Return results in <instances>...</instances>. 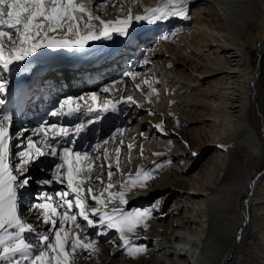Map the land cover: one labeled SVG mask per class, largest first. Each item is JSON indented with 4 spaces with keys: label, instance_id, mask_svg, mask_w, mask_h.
<instances>
[{
    "label": "bare ground",
    "instance_id": "1",
    "mask_svg": "<svg viewBox=\"0 0 264 264\" xmlns=\"http://www.w3.org/2000/svg\"><path fill=\"white\" fill-rule=\"evenodd\" d=\"M155 2L154 4L158 5L160 0ZM196 3L198 7L192 17L195 21L190 27L187 25V19L170 18L166 22L149 25L147 31L143 29L137 33L129 32V36L135 37L133 41L114 35L111 40L91 42L100 43L107 49H112L111 44L115 42L117 46L123 45V48L127 45L134 47L143 39L149 40L162 33L159 44H156L154 49H148L146 58L141 62L148 67V77H136L138 82H133L130 86L123 81L118 86L112 85V98L116 101L115 110L110 107L107 111H99L98 116H92L96 117L92 120V117H86L85 110L79 115L68 117L71 121L78 118L86 125L84 132L70 139H77L84 144H87L89 139L94 141L92 133L101 132L100 126H105L111 114H115V119L120 122L123 120L121 109L131 111V106L123 101L127 96H139V91L135 89L137 84L146 87L143 92L147 97L151 90L147 85H143V81L148 79L151 86L158 82L161 89L158 94L151 95L150 103L151 113L155 116H146L142 121L148 126H156L169 119L176 123L183 131L178 134V139H172L173 146L169 144L159 150L153 147L145 148L140 140L148 139V134H142L136 128L132 133L120 135L117 122H114L115 132L108 137L112 142L107 146L101 141L93 146L100 145L99 152H93V155H99L100 162H103L105 148L111 156H115L114 150L120 140H123V153H129L127 146L131 144L134 156L144 159L159 153L165 155L164 160L182 164L181 170L178 165H174L176 173L170 179L169 175L165 174L152 184V188L149 186L146 190L134 189L137 192L135 195L141 196L145 194L144 191H151L165 193L166 199H176L168 213L158 209L156 218H153L154 208V215L148 223L150 233L144 229L141 231L140 228V232H136L138 236H131L132 240L139 241V237L145 234L143 243L147 249V259L143 264H264V174L259 175L264 165V71L262 70L263 74L260 73L262 64H259L258 68L255 67V72L252 71L247 40L260 23L264 25V0H188V9ZM108 8L96 6L94 10L105 20L121 15V8H114L113 11ZM254 44L255 49H258L257 43ZM138 49L140 52L142 48ZM257 52L263 59L264 39L260 42ZM50 54L51 49L40 50L24 64L14 67L11 73L4 74L9 76L6 77L7 82L18 79L19 75L34 69L36 65L47 64L51 60ZM113 55L111 52L105 54V57ZM120 58V61L116 59L112 62L115 60L113 58L108 66L104 65L96 72L108 73L111 69L119 72L121 67H135L134 59H124L122 54ZM146 60L148 63H145ZM33 62L36 64H31ZM30 64L31 68H28ZM90 66L92 65L73 63L63 58L60 65L63 72L53 71L43 79L50 84L55 81L58 83L66 74L72 77L78 74L86 75ZM23 68H26V71L22 73ZM132 76L126 74L128 83L133 80ZM86 85L81 84L80 87L86 91ZM55 88L58 94L67 92L57 85ZM48 91V87L41 88L40 93L45 102L36 100L40 110L49 106L57 108L56 95L51 98ZM37 93L39 92L32 90L33 96L37 97ZM99 98L98 105L105 100L103 96ZM77 102L82 105L84 101ZM39 109L37 108L36 112ZM88 120L90 121L86 122ZM197 124H201V127L198 128ZM143 126L138 124L137 127ZM187 129L198 132L189 138L187 132L190 131L186 132ZM141 147L143 156L140 155ZM202 147H206L207 152L213 151L209 164L204 165L199 172L187 176L190 172L183 169L189 166L192 170L193 155ZM121 165L125 176L143 169L138 160L131 161L132 170L125 168L123 162ZM97 175L100 173L93 172V177ZM116 177L120 179V173H117ZM104 179L107 183L106 175ZM116 180L113 179L114 184L119 183ZM135 195L133 193L132 196ZM139 201L140 198L132 203L130 197L127 206L139 205ZM29 214L30 218L34 219L30 220L34 225L37 223L35 216L33 213ZM34 226L40 230L43 228ZM111 233L105 237H109ZM32 239L34 241V237ZM246 239L248 242L243 245ZM98 246V262L102 264L110 258L113 249L107 252L105 248Z\"/></svg>",
    "mask_w": 264,
    "mask_h": 264
},
{
    "label": "snow or ice",
    "instance_id": "2",
    "mask_svg": "<svg viewBox=\"0 0 264 264\" xmlns=\"http://www.w3.org/2000/svg\"><path fill=\"white\" fill-rule=\"evenodd\" d=\"M94 3L95 0H0V97H4L0 98V109H5L7 104L8 82L4 74L11 73L13 66L24 64L40 50H82L90 42L111 40L114 35L127 38L134 23L155 25L170 18L187 19L189 11L188 0H160L157 6L143 8L137 14L132 8L125 12L121 6L120 16L105 20L96 14ZM143 85L151 90L146 97L151 103V95L158 94L157 90L148 79ZM136 89L144 94L141 84ZM102 91L109 93L111 89L105 87ZM73 99L59 102L49 115L70 118L84 110L88 114L107 111L109 106L115 110L110 100H104L97 107L100 98L96 93L77 98L84 101L83 105H74ZM124 99L137 103L133 96ZM12 124L13 115L9 111L0 114V264H79L81 259L90 260L99 254V241L93 237L106 236L112 230L118 234L128 257L136 258L147 251L136 245L131 236L137 234L138 227L148 230L152 210L126 211L124 206L134 189L149 187V181L154 178L151 170L138 169L134 177L131 174L125 177L120 147L114 150L115 156L105 148L101 163H96L99 155H93L99 152L100 145L92 151L76 150V141L70 137L84 132V123L70 129L45 120L27 136L11 133ZM156 127L163 131L162 123ZM118 131L123 135L122 129ZM110 142L105 139L103 144ZM119 143L123 146L124 141ZM132 147L127 146L128 163H131ZM140 155L143 156L142 147ZM42 157L52 158L48 169L51 175L35 180L41 190L33 197L28 211L39 224L47 226L46 230L29 223L21 210L22 192L34 180L29 173L37 162H43ZM93 172L100 175L93 177ZM117 173H120L118 187L112 182ZM53 184L63 187L51 193L42 190L43 186ZM87 229L95 231L90 233Z\"/></svg>",
    "mask_w": 264,
    "mask_h": 264
},
{
    "label": "rangeland",
    "instance_id": "3",
    "mask_svg": "<svg viewBox=\"0 0 264 264\" xmlns=\"http://www.w3.org/2000/svg\"><path fill=\"white\" fill-rule=\"evenodd\" d=\"M155 1L156 0H135V3H133L132 0H95L94 4H96V5L94 6V8H96V6H98L100 8H104V9H107V7H109L108 10L109 11H113L114 8H117V7L121 8V6H123L124 10H126L125 7L132 8L133 13L137 14V13H140L143 8L157 6V5L154 4V3H156ZM197 4L198 3H196L188 11L187 25L189 27L195 21V19L192 18V17H193L194 12H195L194 10L198 7ZM113 5H115V7H113ZM148 26L149 25L146 22L134 23L131 26L129 32L137 33L140 30H143V29L146 30L148 28ZM146 31H142V33L146 32ZM154 33H153V36H154ZM161 35H162V33L161 34L159 33V35H156L155 38L153 37L152 39H149V40L143 39V41L147 42V44L144 43L142 41V38H141L142 42L138 41L140 44L135 43V45L137 44L136 46H134V47L130 46V47H133L134 50L130 49L129 51H126L125 53H120V54H122V58H124V59H126V58H129L131 60L134 59V61L136 62L135 67H133V68H122L121 67L120 68L121 70L119 72L117 70L113 71L112 69L111 70L109 69L110 71L108 73H106L105 71H101L103 73L98 77V79L97 78H95V80L93 79L94 81H96V83L93 86H91V84H87V85L91 86L89 88V91L88 90H86V91L83 90L82 91V89H80L81 88L80 86H78L76 89H74V83L75 82L72 85L71 84H67L68 79L64 80V76L61 77L60 81L57 83L58 88L61 87V88H63V90H66L67 92H66V94L64 93L65 95L74 94L76 92H78L76 94H79L82 91L83 93H81L80 95L74 94V97H73L74 100L73 101H75V100L78 101L77 98H79V97L87 98V97L90 96L89 94L93 93V92L91 93V91H94L99 96H103V98L105 100H110V101H112L115 104L116 101L112 98L114 96V93L112 91L113 90L112 89L113 88L112 85L113 86H115V85L118 86L120 84V82H122V81L127 83V84H129V86L132 85L133 82L137 83L138 82L137 79L132 80L131 82L128 83V78H126V74H128V73H129V75H135L136 77H145V78L148 77V74H147L148 73V67L143 65V63H141V62H143V60L146 58L145 56H146V52L148 51V49H154V46L156 44H159V40L161 39ZM263 37H264V25H262L261 23L257 26L255 31H252L250 33V35L247 37L249 61L251 63L252 71L255 72V67L258 68L259 64H262V69H261V72H260L261 74H263V71H264V69H263V60H264V58L262 59L260 57V55L258 54L257 50H259L260 42L264 39ZM254 43H257L256 46H257L258 49H255V44ZM262 46H263V44H262ZM157 47H158V45H157ZM138 48H142L140 50L141 53L139 52ZM135 49H137V50H135ZM116 59H117V57L112 62L116 61ZM120 59L121 58L119 57L118 61H120ZM109 64H107V66ZM103 66H100V67L96 68V70H94L93 67L90 66V68H89L90 71H88V73L86 75H92L93 73H96V71L101 69V68H103ZM24 71H26V68H23L21 70L22 73ZM260 73H259V75H260ZM81 75L84 76V74H78L77 76H81ZM74 77H76V76H74ZM97 82H100V83L97 85ZM84 84H86V83H84ZM55 86H56L55 84L48 85L47 87H48V89L50 91H48L49 93L48 92L47 93H48L49 97H51V98L56 95V97H57L56 102H57V107H58V102H59V98L60 97L57 96L58 93H56L57 91H56ZM105 87H109L111 89V91L109 93L103 92L101 89H103ZM142 87H143V89L146 88L144 86H142ZM152 87L157 90V93L161 89V86H160V84L158 82H154L152 84ZM124 89H125V85H124ZM146 91H148V89H146ZM143 93L144 94L141 95V93L139 92V96H135L134 97L135 99H138V100H136L137 101L136 105H131L129 102L123 101L124 104L128 103L131 106L130 107L131 111H129L128 108H127V110L129 112L128 111L126 112L124 109H122V113H123L122 118H123V120L120 121V123L121 122L122 123H121V125H118V129L119 130H121V129L123 130V135L124 136H125V133L126 134L127 133H132L133 131H135L136 128H138V130L142 134H148L149 135L148 139H141L140 140V143H143L142 146L145 147V148L153 147L154 149L159 150L160 147L167 146L169 144H171V146H173L172 139H178V137H179L178 134L181 133L183 131V129L178 127V125L176 123H174L170 119L167 120V121H164L162 123L163 124V131L158 129L156 126H148L144 121H142V119H144V117L150 116V114H149L151 112L150 107H152L151 104L146 99L145 92H143ZM110 107L111 106H109V108ZM47 110H49L48 112H50L51 110H53V108H50V106H49L47 108ZM123 111H125V112H123ZM114 115L115 114H111L108 117L109 120L106 122V124H105V126L103 128H105L108 125L109 122H111L112 120L115 119ZM151 116H155V115L152 114ZM93 118H96V117H92L90 120H92ZM76 120H78V118H76ZM90 120H88L86 122H89ZM103 120H105V119H103ZM138 124H143L144 126L142 128H139V127H137ZM112 126L113 127L115 126L114 122L112 123ZM112 126H110L108 128V131L112 130V132H109L108 135L103 138L102 142L105 139H108V137H110L112 135V133L115 132L116 129H112L111 128ZM152 127H154V128H152ZM197 127L200 128L201 124H197ZM187 131H190V130L187 129L186 132ZM197 132L198 131H196V130H194V131L191 130L190 132H187V137L192 138V136H194ZM101 133H102V130H101V132L95 131V132L92 133L93 138H95V140L93 142L96 141V139L101 135ZM133 141H134V139H133ZM196 141H198V140H196ZM86 143H87V141H86ZM107 146H108V144H107ZM118 147H120L121 150H122V153L120 154L121 162H123L125 164V168L132 170V167H131L130 163H128L126 161V159L128 160V158H129V153L128 154L123 153L124 147L121 146L120 144L118 145ZM109 148L111 149V151H113L111 146H109ZM212 152L213 151H208L207 152L206 147H202L196 154H194L193 155L194 158H193V161H192V162H194V164H193L192 170H191V168L189 166H187V167H185L183 169L184 171H189L190 172L187 176H190V175H192L194 173L199 172L201 169H203L204 165L209 164V159H210V157L212 155ZM130 156H131V161L138 160L140 165H141V167L143 169L151 170L153 172L154 178L151 181H149V186L151 188H152V184H155L157 179H160L165 174L169 175L168 179H170L172 177V175H174L176 173L175 170H174V168H175L174 165H178L180 167V170L182 169L181 168L182 164H176L177 161H171L170 162V160H164L163 157L165 155H162V154L161 155H156V156L155 155H150L149 157H146V158L142 159L139 156L132 155V151H131ZM99 160L101 161V159H99ZM185 162L188 163V161H185ZM51 163H53V161H52V158L49 157V159L47 160V166L49 167L51 165ZM99 163H101V162H99ZM41 166H43V164H41ZM37 169H38V164L35 165L34 170H33V167L31 168V171H30L29 174L32 177H35L36 175L32 171H35L38 174V170ZM122 169H123V166H122ZM260 174L261 175L264 174V165L261 168V171H260L259 175ZM132 176L134 177L135 174H133ZM47 177H50V171H48V170H46L45 174L40 176L39 179H43V178H47ZM113 179L116 180L117 177L114 176ZM117 181H120V179L118 178L116 180V182ZM117 185H119V183H117ZM35 186H36V188H40V186L37 185L36 183H35ZM62 187H63L62 185H58V184H53L51 187H48L47 185H45V186H43L44 189H42V190H45V191L51 193V192H54L56 190H60ZM36 188H34L33 185H31L30 187L27 188V190L30 193V195H33L35 193V191H36ZM144 192H145V194L140 196V195H135L137 193L135 190L132 191L128 195L127 200L130 199V197H131V201H132V203H134L135 201H137L138 198H140L139 205H136V206L133 205V206H130V207L125 205L124 206L125 210L126 211H132V210H136V209H139V210L151 209L153 211L154 208H155V212L153 211L155 216L153 217L154 214L152 213V217L156 218V216H157L156 212L158 213V211H157L158 209H160V211H162L163 213H168L167 211H169L173 207V202L176 200L175 197L166 199L165 198L166 197L165 193L158 194L157 192L156 193H152L151 191L150 192L144 191ZM133 193L135 195L134 197L132 196ZM24 200H25V198H22V202H21L22 214H23L24 218L28 222L33 224L34 222H31L30 220H34V219L30 218V216H29L30 214H29V211H28V207H29L28 205L31 204L32 201L29 202L27 200H25V201ZM74 210L75 209H73V211ZM28 218H30V219H28ZM150 220L147 223H149ZM34 225H38V226L43 227L42 230H46V227H47V226H44L42 224H39L38 222L35 223ZM140 228H141V231H143V227H138L136 229V232H140L139 231ZM149 229L150 228H148V230H147L148 233H150ZM87 231L91 233V232H94L95 230L94 229H87ZM110 232H112V233L109 235V237H105V236L93 237L94 239H97L99 241V245L101 247L105 248L107 252L113 249L112 252L109 255L110 258H108L107 261L105 260L104 263H102V264H112V263L113 264H122V263L143 264V261L145 259H147L145 253L139 255L136 258L128 257L124 253L122 244L119 242V239L117 238V233H115L114 230H112ZM110 232H108V234ZM137 234L132 236V237L138 236ZM144 236H145V234H142L141 237H139V239H138L139 241L134 240V239L132 241L136 245L145 247V245L143 243ZM247 242H248V239H246L244 241L243 245H245ZM150 262H152V261H150ZM79 264H101V263L98 262V257L96 255L95 257H93L90 260L81 259L79 261Z\"/></svg>",
    "mask_w": 264,
    "mask_h": 264
}]
</instances>
